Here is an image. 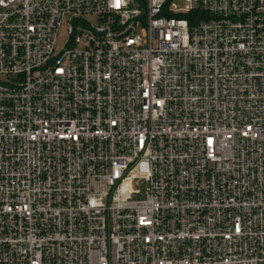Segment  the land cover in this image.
Instances as JSON below:
<instances>
[{"label": "built area", "instance_id": "built-area-1", "mask_svg": "<svg viewBox=\"0 0 264 264\" xmlns=\"http://www.w3.org/2000/svg\"><path fill=\"white\" fill-rule=\"evenodd\" d=\"M180 1L0 0V264H264V0Z\"/></svg>", "mask_w": 264, "mask_h": 264}, {"label": "rangeland", "instance_id": "rangeland-1", "mask_svg": "<svg viewBox=\"0 0 264 264\" xmlns=\"http://www.w3.org/2000/svg\"><path fill=\"white\" fill-rule=\"evenodd\" d=\"M175 2H177L178 4H182L180 0H175ZM91 20L94 21L93 18H91ZM67 39H68L67 28H66V26H64L60 30L59 36H58V39H57V51L62 50L63 45L66 43Z\"/></svg>", "mask_w": 264, "mask_h": 264}]
</instances>
